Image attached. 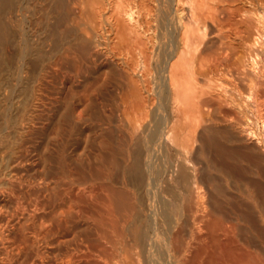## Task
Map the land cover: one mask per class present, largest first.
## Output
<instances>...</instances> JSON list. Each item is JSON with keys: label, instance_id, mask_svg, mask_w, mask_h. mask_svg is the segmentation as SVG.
Here are the masks:
<instances>
[{"label": "bare ground", "instance_id": "bare-ground-1", "mask_svg": "<svg viewBox=\"0 0 264 264\" xmlns=\"http://www.w3.org/2000/svg\"><path fill=\"white\" fill-rule=\"evenodd\" d=\"M255 112L264 0H0V264H264Z\"/></svg>", "mask_w": 264, "mask_h": 264}, {"label": "rangeland", "instance_id": "rangeland-1", "mask_svg": "<svg viewBox=\"0 0 264 264\" xmlns=\"http://www.w3.org/2000/svg\"><path fill=\"white\" fill-rule=\"evenodd\" d=\"M224 85L226 86V88L227 89H230V88H234L233 86H230V84H227V83H224ZM235 89L237 90V92L238 93H240V94H242L243 93V91H247V88H246V86H238V85H236V87H235ZM244 92V93H245ZM254 114V116L253 115H249V118L251 119V118H253V119H255V117H256V119L254 120V121H256V122H252L251 124H249V126H248V128L250 129H252V131L254 132V133H256V134H260V135H256V137L258 138V140L259 141H261L262 143V145H264V137L262 136V134L264 135V130L261 128L262 127V125H261V122H260V120H259V115H257L256 116V112L255 113H253ZM253 119H251L252 121H253ZM254 123V124H253ZM253 124V125H252ZM257 124V125H256ZM256 125V126H255ZM259 126V127H258ZM259 128V129H258ZM256 130H257V132H256ZM260 132H262V133H260ZM115 136H116V134H114ZM88 138V139H86V137ZM263 137V138H262ZM97 138V135H95L94 133H93V131H90L89 133H85L84 134V136L81 138V144H80V151L81 150H83V151H81V152H84V153H86L87 154V152H91L92 150L91 149H95L96 147V144L98 143V140L96 139ZM85 140H87L86 142H85ZM89 141V142H88ZM95 142L94 143V145L92 144V143H90V142ZM85 143V144H84ZM89 144H92L91 146H94V147H91ZM87 145V146H86ZM90 148H89V147ZM112 147L113 148H118L119 147V145H117V142H116V140H114V143H112ZM86 148V149H85ZM88 148H89V150H88ZM238 245H241L239 242H238Z\"/></svg>", "mask_w": 264, "mask_h": 264}]
</instances>
